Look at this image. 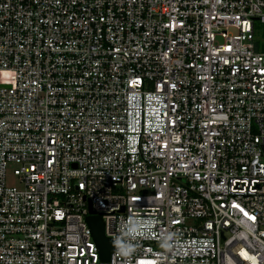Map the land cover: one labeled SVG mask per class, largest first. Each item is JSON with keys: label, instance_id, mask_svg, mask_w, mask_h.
I'll return each instance as SVG.
<instances>
[{"label": "built area", "instance_id": "2783aa9c", "mask_svg": "<svg viewBox=\"0 0 264 264\" xmlns=\"http://www.w3.org/2000/svg\"><path fill=\"white\" fill-rule=\"evenodd\" d=\"M0 264H264V0H0Z\"/></svg>", "mask_w": 264, "mask_h": 264}, {"label": "water", "instance_id": "95a60500", "mask_svg": "<svg viewBox=\"0 0 264 264\" xmlns=\"http://www.w3.org/2000/svg\"><path fill=\"white\" fill-rule=\"evenodd\" d=\"M86 219L98 245L100 257L102 259H108L109 253L113 249V240L104 233V224L101 215L94 213L93 209H89Z\"/></svg>", "mask_w": 264, "mask_h": 264}, {"label": "rangeland", "instance_id": "374dc122", "mask_svg": "<svg viewBox=\"0 0 264 264\" xmlns=\"http://www.w3.org/2000/svg\"><path fill=\"white\" fill-rule=\"evenodd\" d=\"M259 35H260V33H257V37L261 40V37Z\"/></svg>", "mask_w": 264, "mask_h": 264}]
</instances>
